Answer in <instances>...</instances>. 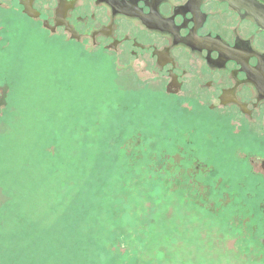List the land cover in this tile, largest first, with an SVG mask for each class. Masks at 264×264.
<instances>
[{
  "label": "rangeland",
  "instance_id": "obj_1",
  "mask_svg": "<svg viewBox=\"0 0 264 264\" xmlns=\"http://www.w3.org/2000/svg\"><path fill=\"white\" fill-rule=\"evenodd\" d=\"M156 85L0 13V264H80L75 245L90 264H264V191L239 186L243 151L191 150L211 119L157 108L141 92ZM106 153L111 192L93 193Z\"/></svg>",
  "mask_w": 264,
  "mask_h": 264
},
{
  "label": "flooded vegetation",
  "instance_id": "obj_2",
  "mask_svg": "<svg viewBox=\"0 0 264 264\" xmlns=\"http://www.w3.org/2000/svg\"><path fill=\"white\" fill-rule=\"evenodd\" d=\"M0 13L153 80L141 92L157 108L170 100L177 117L211 119L191 150L240 149L239 186L264 191V172L248 160L259 158L264 171V0H0Z\"/></svg>",
  "mask_w": 264,
  "mask_h": 264
},
{
  "label": "trees",
  "instance_id": "obj_3",
  "mask_svg": "<svg viewBox=\"0 0 264 264\" xmlns=\"http://www.w3.org/2000/svg\"><path fill=\"white\" fill-rule=\"evenodd\" d=\"M131 97H132V101H136L137 97H136L135 94L133 96H131ZM127 108H129V107L123 106V109H124L123 111L124 112L125 111H129ZM133 110L135 111L136 110V107H134ZM123 114H126V113H122L121 115H123ZM111 157H112V154H110V153H106V154H103V155L100 156L101 162L99 163L98 167H95V170L90 175V182H89V186H88V188H89L88 191H92L93 193H98V194H103V193H106V192H108V193L111 192V185H110V183L108 181V177L112 174V172H110L112 170L111 168L114 165V163L112 162V158ZM135 166L133 167L134 170H135ZM153 166L154 165L146 166L145 171L147 173L148 172H151L152 169L154 170V167ZM136 171H139V170H135L134 172H131V169L130 168L125 169V173L129 174V176L127 178H130V176L132 174L136 173ZM149 176H151V175L149 174ZM133 177H134V175H133ZM123 192H125V188L123 189ZM248 202L251 203L252 205H256L253 200H248ZM234 204L237 205L238 203L235 202ZM241 205L242 204L240 202L239 206L241 207ZM125 215L121 216L122 219H123V217H125ZM140 222H142L141 219H140V221L139 220L138 221H135V224L138 225V223H140ZM143 222H144V220H143ZM146 223H147V221H146ZM137 232L139 234H141V237L139 239H142L143 236L146 233V232H142V231H137ZM153 233L154 232L152 230H149L147 232L148 235L151 234V237H154ZM167 233H169V234L171 233V234H173V235L176 236L178 232L176 230H174V232H171V230H169V232H167ZM172 239H173V237H172ZM116 240L118 241V246L119 247H123V246L125 247V245H124L125 243H124V241H122L123 240L122 237H117ZM138 243H140V242L138 241ZM81 248L82 247H79V246H76L75 245L74 252H73V256L71 258L74 261H78L80 264H90L91 262L89 261L87 255H86V251H84V249L83 248L81 249ZM115 249H118L119 250V248H115ZM116 256L117 257L120 256L119 252H117Z\"/></svg>",
  "mask_w": 264,
  "mask_h": 264
}]
</instances>
